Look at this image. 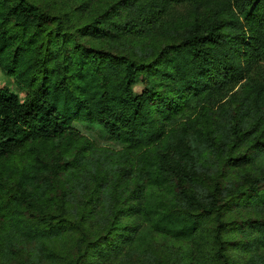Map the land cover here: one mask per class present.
<instances>
[{"label":"trees","instance_id":"trees-1","mask_svg":"<svg viewBox=\"0 0 264 264\" xmlns=\"http://www.w3.org/2000/svg\"><path fill=\"white\" fill-rule=\"evenodd\" d=\"M0 72V264H264V0H0Z\"/></svg>","mask_w":264,"mask_h":264},{"label":"rangeland","instance_id":"rangeland-1","mask_svg":"<svg viewBox=\"0 0 264 264\" xmlns=\"http://www.w3.org/2000/svg\"><path fill=\"white\" fill-rule=\"evenodd\" d=\"M0 90H8L9 92L15 94L20 100H23L24 96L26 94V92H22V91L17 90L12 79L5 77L4 75H2L1 72H0ZM134 90L137 93L141 92L140 86H136ZM81 132L85 133V131H83V130H81ZM94 136H95L96 141L99 144V146H103L106 143H108V140L99 138V136L97 134H95Z\"/></svg>","mask_w":264,"mask_h":264}]
</instances>
